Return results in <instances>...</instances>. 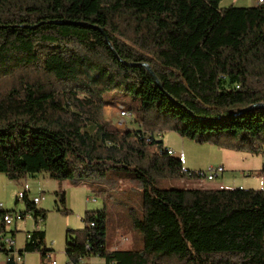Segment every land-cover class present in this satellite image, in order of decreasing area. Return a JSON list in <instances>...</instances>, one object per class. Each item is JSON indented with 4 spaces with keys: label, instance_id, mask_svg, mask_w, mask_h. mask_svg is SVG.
<instances>
[{
    "label": "trees",
    "instance_id": "1",
    "mask_svg": "<svg viewBox=\"0 0 264 264\" xmlns=\"http://www.w3.org/2000/svg\"><path fill=\"white\" fill-rule=\"evenodd\" d=\"M221 1L0 0V174L142 187L139 209L128 207L126 218L141 242L135 234L113 249L106 212H87L84 228L66 239L71 264L81 255L105 264H264V189H158V180L193 171L160 154L161 140L142 137L173 131L264 152V109L238 114L264 104V7ZM110 93L136 110L137 127L106 121ZM43 246L44 233L34 231L24 252L46 257Z\"/></svg>",
    "mask_w": 264,
    "mask_h": 264
},
{
    "label": "rangeland",
    "instance_id": "2",
    "mask_svg": "<svg viewBox=\"0 0 264 264\" xmlns=\"http://www.w3.org/2000/svg\"><path fill=\"white\" fill-rule=\"evenodd\" d=\"M229 4L230 3H228V0H223L219 6L223 8L228 7ZM105 101L112 107L110 109L107 107L105 108L106 112L104 111V118L108 123H111L114 126L116 125L117 128L137 127V124L134 123L137 112L135 109L130 108V103L127 101V99L121 98L115 93H110L105 96ZM118 105L123 106L127 114L131 115V120H128L126 126L124 124H122V126H117L118 121H120V117L117 114L118 109L116 107ZM161 142L163 147L167 146L171 148L174 153L176 152V155L179 156L178 159L181 161L182 158L185 159L186 165L189 168L184 167V170L205 171L208 168L222 167L224 171L219 177L211 182L190 179L188 177H185L181 180L161 179L158 180L154 185L158 189L194 188L195 185L197 188L205 186L226 189H264V152L262 154L252 155L247 152H233L219 149L209 143L200 144L190 139L182 138L173 131L162 133ZM227 154H230L231 156H227ZM222 177H224L226 181L218 186V184L221 183L220 180ZM52 182L59 183V185L62 187L64 184H70L68 181L53 180ZM30 183L34 189H38L36 184L37 182L33 181ZM70 186L71 190L68 192L64 190L65 188L54 192L50 186H45L43 187V190H39L35 196H31L29 198L32 199L33 197H43V200L38 205V207H41L40 210L43 211L45 215V217L42 218V230L45 228L46 222L48 225L52 215H56L58 217L70 216V220L67 223L65 221H55L54 226L51 225L47 231L46 229L44 230V232H47V234H44L43 247H45L46 250L51 249V258L48 259L47 257H41L38 252L27 253L25 260H29L28 264H51L52 261H55L56 264H71L68 256L66 255V239L74 238L72 232L79 231L84 228L82 220L85 216V213L87 212H106V240L114 246L113 249L123 246L129 247L131 245V242L119 244L118 241L121 236H126L130 239L135 237V234H137L136 241L138 243L141 242V235L136 231H133L134 235H132L131 231H129L126 227V218L128 217L127 208L132 207L136 211L139 209L138 202L142 192V187L140 184H135L127 179H121L114 185H107L103 182H83L78 186H73L71 184ZM39 189H41V187ZM100 190L105 192L98 194L97 191ZM54 193H57V196H55ZM16 195L17 190L15 188L10 189L7 193V201L10 204V207L12 206L14 208L13 212H30L25 209V205L23 206V211H19L20 202L16 201ZM62 195H64L65 198L64 205H61L59 202ZM92 198H95L96 201L92 202ZM5 208L8 207L5 206ZM58 209H66L68 211L67 215L63 214L61 212L62 210ZM22 223H25L26 226L25 229L20 228L18 230L19 232L17 233V241L14 238L16 231H14V229L9 230L14 226V224L5 231L3 236L4 239L14 238L13 240L16 243L15 250L17 251H20L19 246L21 244L23 246L26 242V229L31 233L35 231V218L33 215H30L24 220L17 222V224ZM67 232H69V235ZM0 261L1 263L6 262L3 253H1ZM17 263L19 264V262Z\"/></svg>",
    "mask_w": 264,
    "mask_h": 264
},
{
    "label": "built area",
    "instance_id": "3",
    "mask_svg": "<svg viewBox=\"0 0 264 264\" xmlns=\"http://www.w3.org/2000/svg\"><path fill=\"white\" fill-rule=\"evenodd\" d=\"M264 3V0H257V5H262ZM118 112L117 114L120 117V121H118L117 126H122L124 124L126 126V123H128V120H131V115H128L127 112L121 107H117ZM116 126V125H115ZM143 139L148 141L149 138L155 139V140H160L162 138L161 133H154V134H143ZM166 153L169 156H173V152L166 148L163 147L162 150L160 151V154ZM223 168L218 167V168H208L205 171H193L189 172L187 174V177L190 179H198L200 181H208L211 182L217 177H219L223 173ZM25 199V193L19 192L17 194V200L21 201ZM43 200V197H34L30 200V203L36 208L37 205L40 204V202ZM89 201V199H88ZM92 202H95L96 199L92 198ZM30 212L28 213H19V212H8L5 214H0V259H1V253L4 254L6 262H21L23 259V252L24 250L17 251L15 250L16 243L12 238L4 239L3 236L5 234L6 229H8L11 225H13L15 222H19L24 220L26 217L33 215V211L29 210ZM2 212L1 204H0V213ZM35 218V231H39L41 228V223H42V216L37 215ZM94 223H91L89 225V228H93ZM32 233H27L25 234V239L26 242H29L31 240ZM129 237L126 236H121L118 243L119 244H124L128 242ZM72 245L75 247L76 242L71 241ZM87 251L91 250V246L89 244H86L85 246ZM50 251L46 253V257L48 259L51 258L50 256ZM89 253V252H87ZM88 255H81L78 257L76 264H87V258ZM51 264H56L55 261H52Z\"/></svg>",
    "mask_w": 264,
    "mask_h": 264
},
{
    "label": "crops",
    "instance_id": "4",
    "mask_svg": "<svg viewBox=\"0 0 264 264\" xmlns=\"http://www.w3.org/2000/svg\"><path fill=\"white\" fill-rule=\"evenodd\" d=\"M223 1V0H222ZM221 1V2H222ZM228 3H230L228 6H233V7H256V6H259L257 5V0H228ZM264 7V3L261 5ZM225 8V7H223ZM112 108L111 106H106L105 108ZM105 108H104V111H105ZM106 112V111H105ZM109 112V111H108ZM161 140V139H160ZM166 148L170 149L172 152L173 150L167 146H165ZM227 156H231L230 154H227ZM173 157L175 158H179V156L176 155V152L174 153L173 152ZM183 161V162H182ZM182 167H186V168H189L187 167L186 165V162H185V159L182 158ZM190 171V170H188ZM259 175H262V174H259ZM27 179H31L35 182H37V186H38V189H34L31 185L30 182H33L31 180H27ZM53 180H51L47 174H35V175H31V176H27L25 179L23 180H20L19 182H15V181H10L8 180L3 174H0V204H1V208H2V211H9V212H13V207L11 206L10 207V204L8 203L7 201V193L9 192L10 189H16L17 190V194L19 192H23L25 193V199L21 200V201H18L17 200V195H16V201L17 202H20L19 206V211H23V206L25 205V209L26 208V203L30 204V200L29 199L31 196H35V194H37V192L39 190H43V187L45 186H50L54 192H56L57 190L59 189H64L66 192L70 191L71 190V186L70 184H64L63 187L59 185V183H56V182H52ZM221 183L218 184V186H220L221 184H223L226 179L224 177H222V179L220 180ZM41 187V189H39ZM194 188H197V186L195 185ZM204 188H208V189H211V188H216V187H205ZM55 196H57V193H54ZM34 198V197H33ZM8 207V208H5ZM41 207H38V205L36 206V209H39L40 210ZM47 208V207H46ZM18 212V211H16ZM19 213H23V212H19ZM60 217V218H59ZM56 216V215H52L50 217V220L48 222V225H47V222H46V226L45 228L42 230L40 228V231L44 232V230L47 229L52 225L54 226L55 225V221H65L66 223L69 222L70 220V216L68 217H61V216ZM29 220V219H27ZM25 222V221H23ZM12 226V225H11ZM10 226V227H11ZM25 226L26 224L25 223H22V224H17V222L14 223V226L12 228H10L9 230L11 229H14V231H16V235L14 236L15 240L17 241L18 239V230L20 228H24L25 229ZM34 227V226H33ZM7 230V229H6ZM27 233H31V232H28V230L26 229V234ZM49 233V232H48ZM44 234L46 235L47 232H44ZM13 238V239H14ZM26 243V242H25ZM25 243L23 246H25ZM52 245V243H51ZM22 246V244L19 246V250H24V247ZM51 250V249H49ZM48 250V251H49ZM26 254L27 252H23V259L21 262H19V264H28V261L29 260H25L26 258ZM49 254H52L51 252ZM35 257V256H34ZM29 259V258H28ZM1 260V259H0ZM14 264H18L17 262H13ZM0 264H8V262H4V263H1L0 261ZM87 264H105L104 263V260L98 256H89L87 258Z\"/></svg>",
    "mask_w": 264,
    "mask_h": 264
},
{
    "label": "water",
    "instance_id": "5",
    "mask_svg": "<svg viewBox=\"0 0 264 264\" xmlns=\"http://www.w3.org/2000/svg\"><path fill=\"white\" fill-rule=\"evenodd\" d=\"M77 25H79V26H85V27H88V28H96V27H92L91 25H87V24H84V23H80V24H77ZM96 29H98V28H96ZM99 31L104 35V38H105L107 44L109 45V41L107 40L106 35L104 34V32H102L101 29H99ZM112 51H113V50H112ZM113 53H114V51H113ZM129 65H131V66H136V64H129ZM141 65H142V64H141ZM142 66L145 67V68L147 69V71L149 72V74H150L151 77L153 78V80H154L156 86H157L159 89H161L162 87H161L159 81L157 80L155 74L151 71V69H150L147 65H145V64H143ZM170 99H171V98H170ZM171 100H172V99H171ZM253 108H261V109H264V104H257V105L250 106V107H248V108H246V109H244V110L238 112V114L243 113V112L248 111V110L253 109Z\"/></svg>",
    "mask_w": 264,
    "mask_h": 264
}]
</instances>
